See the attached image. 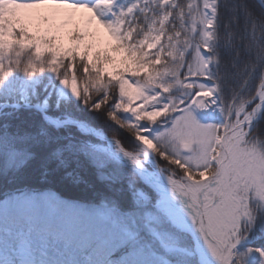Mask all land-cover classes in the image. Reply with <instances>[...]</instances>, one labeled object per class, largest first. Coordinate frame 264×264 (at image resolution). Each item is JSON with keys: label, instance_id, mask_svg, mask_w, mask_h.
Instances as JSON below:
<instances>
[{"label": "snow or ice", "instance_id": "6c2138e0", "mask_svg": "<svg viewBox=\"0 0 264 264\" xmlns=\"http://www.w3.org/2000/svg\"><path fill=\"white\" fill-rule=\"evenodd\" d=\"M262 122L264 0H0V264H264Z\"/></svg>", "mask_w": 264, "mask_h": 264}, {"label": "trees", "instance_id": "16d2710c", "mask_svg": "<svg viewBox=\"0 0 264 264\" xmlns=\"http://www.w3.org/2000/svg\"><path fill=\"white\" fill-rule=\"evenodd\" d=\"M258 133L264 135V122H262L261 125L259 126ZM109 135L111 134L109 133Z\"/></svg>", "mask_w": 264, "mask_h": 264}]
</instances>
